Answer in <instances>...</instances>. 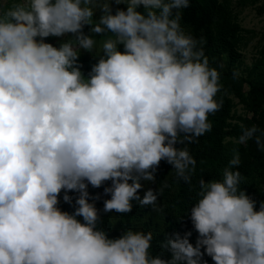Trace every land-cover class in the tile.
<instances>
[{
	"label": "clouds",
	"instance_id": "obj_1",
	"mask_svg": "<svg viewBox=\"0 0 264 264\" xmlns=\"http://www.w3.org/2000/svg\"><path fill=\"white\" fill-rule=\"evenodd\" d=\"M190 6L0 0V264H208L206 256L214 264H264V201L240 187L236 149L219 179L198 180L187 214L195 244L191 230L166 233L165 258L150 251L152 231L128 228L109 238L98 227L101 212L131 213L133 202L163 211L158 197L167 181L139 194L141 181L156 182L162 161L192 187L197 160L187 145L212 130L223 85L203 38L181 25ZM96 36H107L99 52ZM50 37L62 39L56 46ZM82 52L95 60L87 74ZM249 140L264 152L256 125L241 126L236 142ZM89 186L110 196L102 209ZM62 193L73 211L62 210Z\"/></svg>",
	"mask_w": 264,
	"mask_h": 264
},
{
	"label": "trees",
	"instance_id": "obj_2",
	"mask_svg": "<svg viewBox=\"0 0 264 264\" xmlns=\"http://www.w3.org/2000/svg\"><path fill=\"white\" fill-rule=\"evenodd\" d=\"M231 1L191 0V6L183 10L182 27L197 40L203 38L202 47L210 64L220 71V83L223 85L222 91L217 95V100H223V106L215 114L209 115L212 130L199 137L198 142L187 145L197 160L192 187L183 181L177 182L172 166L162 161L156 172L155 188L162 187L165 181L171 185L158 197V204L163 211L157 212L151 205L139 206L133 202V211L123 222L117 220L115 213L101 212L102 221L98 227L108 231L109 238L118 237L128 228L152 231L154 239L150 251L154 256L164 251L165 258H170V253L162 250L159 245L165 239L166 233L183 234L191 230L193 235L190 240L195 244L198 234L193 230L187 214L197 202L198 180L200 177L206 181L219 179L220 170L228 164L234 149L239 151V170L245 177L240 187L246 189L257 201H264V152L258 149L254 140H249L246 144L236 142L242 125H256L264 131V56L248 67L244 66L241 48L245 44V33L249 31L238 22ZM101 38L107 36L95 37ZM234 71L239 72L238 78H233ZM237 103L242 105L244 114L235 111ZM110 183L106 182L104 187L110 186ZM141 183L143 188L139 194L143 197L144 181ZM89 192L93 196L100 194L101 199L96 202L98 209L103 208L104 199L110 198L103 194V187L95 189L89 186ZM62 196L63 193L60 205L62 210L73 211L69 204L63 203ZM258 207L259 205L257 210ZM181 217H184L183 223L178 219ZM205 259L208 264H214L211 258L206 256Z\"/></svg>",
	"mask_w": 264,
	"mask_h": 264
},
{
	"label": "rangeland",
	"instance_id": "obj_3",
	"mask_svg": "<svg viewBox=\"0 0 264 264\" xmlns=\"http://www.w3.org/2000/svg\"><path fill=\"white\" fill-rule=\"evenodd\" d=\"M121 7H124L123 5ZM231 7L237 14V19L240 25L247 29L249 32L245 33V44L241 48L244 66L248 67L253 61L264 56V0H232ZM87 31V29H85ZM59 39L62 38H48V42L53 43L58 46ZM107 38L96 39L97 52L100 51L103 41ZM80 62L83 65V71L85 74L90 70V67L95 60L88 55L87 53H81ZM235 111L238 114H244L245 110L243 109L240 103H237L234 107ZM155 188V183L144 181V192ZM127 214H118L115 213L117 220H125Z\"/></svg>",
	"mask_w": 264,
	"mask_h": 264
}]
</instances>
